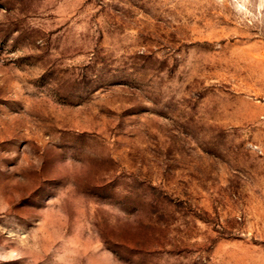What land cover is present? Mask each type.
Segmentation results:
<instances>
[{
  "label": "rangeland",
  "instance_id": "374dc122",
  "mask_svg": "<svg viewBox=\"0 0 264 264\" xmlns=\"http://www.w3.org/2000/svg\"><path fill=\"white\" fill-rule=\"evenodd\" d=\"M0 264H264V0H0Z\"/></svg>",
  "mask_w": 264,
  "mask_h": 264
}]
</instances>
